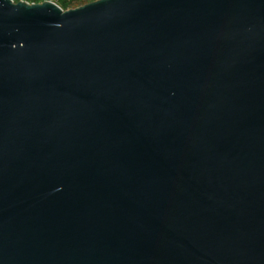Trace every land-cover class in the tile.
Instances as JSON below:
<instances>
[{
    "label": "water",
    "instance_id": "95a60500",
    "mask_svg": "<svg viewBox=\"0 0 264 264\" xmlns=\"http://www.w3.org/2000/svg\"><path fill=\"white\" fill-rule=\"evenodd\" d=\"M0 264H264V0H0Z\"/></svg>",
    "mask_w": 264,
    "mask_h": 264
},
{
    "label": "trees",
    "instance_id": "16d2710c",
    "mask_svg": "<svg viewBox=\"0 0 264 264\" xmlns=\"http://www.w3.org/2000/svg\"><path fill=\"white\" fill-rule=\"evenodd\" d=\"M20 1L22 0H16L15 2L18 3ZM23 1H28L34 4H41L50 0H23ZM95 1L97 0H54L53 2L56 3L64 11H68L69 9H73L76 7L78 8L86 3L89 4Z\"/></svg>",
    "mask_w": 264,
    "mask_h": 264
},
{
    "label": "built area",
    "instance_id": "2783aa9c",
    "mask_svg": "<svg viewBox=\"0 0 264 264\" xmlns=\"http://www.w3.org/2000/svg\"><path fill=\"white\" fill-rule=\"evenodd\" d=\"M14 3H16L15 1L16 0H12ZM23 1V0H22ZM23 2H26V3H28L29 5H31V4H34V3H30V2H28V1H23ZM51 2V1H50ZM54 3V2H53Z\"/></svg>",
    "mask_w": 264,
    "mask_h": 264
},
{
    "label": "rangeland",
    "instance_id": "374dc122",
    "mask_svg": "<svg viewBox=\"0 0 264 264\" xmlns=\"http://www.w3.org/2000/svg\"><path fill=\"white\" fill-rule=\"evenodd\" d=\"M51 2H53L54 0H50ZM88 3H86V4H84V5H82V6H85V5H87ZM82 6H80V7H82ZM77 8V7H76ZM76 8H73V9H76ZM79 8V7H78ZM73 9H69V10H73Z\"/></svg>",
    "mask_w": 264,
    "mask_h": 264
}]
</instances>
